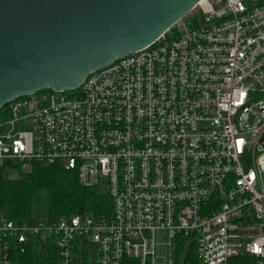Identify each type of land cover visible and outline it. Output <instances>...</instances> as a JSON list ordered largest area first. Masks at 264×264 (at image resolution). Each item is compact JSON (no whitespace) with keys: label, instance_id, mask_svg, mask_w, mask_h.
Listing matches in <instances>:
<instances>
[{"label":"built area","instance_id":"built-area-1","mask_svg":"<svg viewBox=\"0 0 264 264\" xmlns=\"http://www.w3.org/2000/svg\"><path fill=\"white\" fill-rule=\"evenodd\" d=\"M221 3L201 1L195 25L184 17L74 91L0 111V159L59 164L84 187L105 178L114 205L36 228L0 215V264L33 241L59 264L91 243L96 264H171L180 235L201 264H264V0Z\"/></svg>","mask_w":264,"mask_h":264},{"label":"water","instance_id":"water-1","mask_svg":"<svg viewBox=\"0 0 264 264\" xmlns=\"http://www.w3.org/2000/svg\"><path fill=\"white\" fill-rule=\"evenodd\" d=\"M203 0H0V111L157 41Z\"/></svg>","mask_w":264,"mask_h":264},{"label":"trees","instance_id":"trees-1","mask_svg":"<svg viewBox=\"0 0 264 264\" xmlns=\"http://www.w3.org/2000/svg\"><path fill=\"white\" fill-rule=\"evenodd\" d=\"M192 25L197 17L188 18ZM51 91V90H47ZM23 166V165H22ZM27 171L16 178H6L0 173V215L21 224L32 217L33 197L41 191H48V218L54 221L86 214L94 218L113 215V200L100 187H84L80 184L75 170H66L62 165H43L37 162L27 164ZM171 264H201L196 242L180 235ZM82 252L76 251L72 264H91L89 251L82 244ZM11 264H59L53 253L38 250L35 242L30 243L24 253L14 254ZM127 264H139L137 260H127Z\"/></svg>","mask_w":264,"mask_h":264},{"label":"rangeland","instance_id":"rangeland-1","mask_svg":"<svg viewBox=\"0 0 264 264\" xmlns=\"http://www.w3.org/2000/svg\"><path fill=\"white\" fill-rule=\"evenodd\" d=\"M226 0H223L221 3V7L225 5ZM199 9L192 11L187 17H192L195 12ZM186 17V18H187ZM26 128H31L32 123L27 122L24 125ZM20 129V127H19ZM27 167H23L21 162L18 159H0V173H3L6 178H16L19 176L20 173L27 171ZM100 189L103 193L109 192L108 183L106 182L105 178L101 179V186ZM32 217L26 222L28 228H36L41 227L48 218V191L44 190L40 193L36 194L33 197V204H32ZM160 243H163V239H159ZM245 243V242H244ZM174 249V243L171 245H162L157 248V253L161 255L163 258L158 260V263H170L171 256L170 253ZM89 259L91 264H96V253H95V245L91 243L90 252H89Z\"/></svg>","mask_w":264,"mask_h":264}]
</instances>
